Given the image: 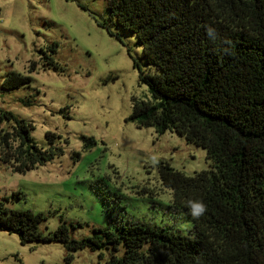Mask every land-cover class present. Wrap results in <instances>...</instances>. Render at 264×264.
Instances as JSON below:
<instances>
[{
	"label": "trees",
	"instance_id": "obj_1",
	"mask_svg": "<svg viewBox=\"0 0 264 264\" xmlns=\"http://www.w3.org/2000/svg\"><path fill=\"white\" fill-rule=\"evenodd\" d=\"M108 10L157 69L141 72L150 98L135 100L129 119L206 149L210 167L194 175L167 160L159 164L162 184L173 190L177 206L189 211V201H199L206 210L193 218L192 235L138 222L116 231L97 227L77 239L66 224L44 234V212L12 209L5 196L0 229L18 234L23 244L62 242L71 251L68 262L74 251L91 248L111 249L109 264H264V0H111ZM209 26L217 39L208 37ZM57 48L49 47L52 54ZM43 53L47 67L65 70ZM31 81L11 71L2 88L10 92ZM5 119L12 125L0 129V160L14 172L64 154L55 146L56 133H47L52 146L44 149L33 138L31 122L0 108V121Z\"/></svg>",
	"mask_w": 264,
	"mask_h": 264
},
{
	"label": "rangeland",
	"instance_id": "obj_2",
	"mask_svg": "<svg viewBox=\"0 0 264 264\" xmlns=\"http://www.w3.org/2000/svg\"><path fill=\"white\" fill-rule=\"evenodd\" d=\"M110 1L0 0V108L31 122L42 148H51L52 132L60 136L55 146L64 149L26 173L0 160V198L11 197L5 202L12 209L44 212V234L66 224L81 239L97 227L116 231L141 222L192 235L194 219L162 184L159 164L167 160L194 175L211 160L177 133L139 128L129 119L135 100L150 98L141 72L157 69L147 64L136 36L110 20ZM43 50L65 70L47 67ZM11 71L32 81L4 91ZM11 125L0 121V129ZM70 253L62 242L23 244L18 234L0 229V264H109L112 257L111 249L85 248L68 262Z\"/></svg>",
	"mask_w": 264,
	"mask_h": 264
},
{
	"label": "clouds",
	"instance_id": "obj_3",
	"mask_svg": "<svg viewBox=\"0 0 264 264\" xmlns=\"http://www.w3.org/2000/svg\"><path fill=\"white\" fill-rule=\"evenodd\" d=\"M206 33L208 37L212 40L217 39V32L214 28L212 27H206ZM206 210V206L199 202V201H189V214L193 218H198L200 217Z\"/></svg>",
	"mask_w": 264,
	"mask_h": 264
}]
</instances>
